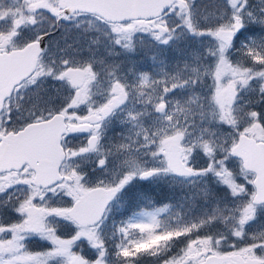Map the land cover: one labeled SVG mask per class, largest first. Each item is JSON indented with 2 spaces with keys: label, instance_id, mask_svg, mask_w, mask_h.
<instances>
[{
  "label": "snow or ice",
  "instance_id": "snow-or-ice-1",
  "mask_svg": "<svg viewBox=\"0 0 264 264\" xmlns=\"http://www.w3.org/2000/svg\"><path fill=\"white\" fill-rule=\"evenodd\" d=\"M0 264H264V0H0Z\"/></svg>",
  "mask_w": 264,
  "mask_h": 264
}]
</instances>
